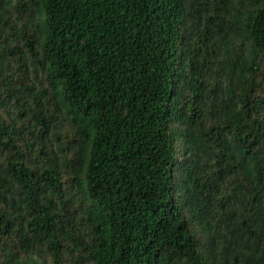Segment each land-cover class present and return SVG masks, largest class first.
<instances>
[{
    "label": "trees",
    "instance_id": "obj_1",
    "mask_svg": "<svg viewBox=\"0 0 264 264\" xmlns=\"http://www.w3.org/2000/svg\"><path fill=\"white\" fill-rule=\"evenodd\" d=\"M0 264H264V0H0Z\"/></svg>",
    "mask_w": 264,
    "mask_h": 264
}]
</instances>
